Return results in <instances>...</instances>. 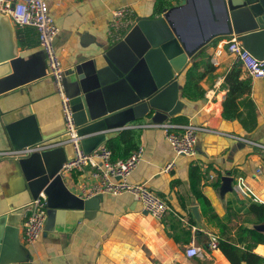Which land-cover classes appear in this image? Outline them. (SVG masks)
Returning <instances> with one entry per match:
<instances>
[{"label": "crops", "instance_id": "obj_1", "mask_svg": "<svg viewBox=\"0 0 264 264\" xmlns=\"http://www.w3.org/2000/svg\"><path fill=\"white\" fill-rule=\"evenodd\" d=\"M153 1L48 0L49 13L59 29L54 45L64 70L72 68L79 58L99 55L113 45L108 34L113 9L128 5L132 9L133 19L137 16L162 15L163 12L153 16ZM176 4L173 2V5ZM194 4V11L184 10L175 15L188 44L198 42L218 23L211 18L205 0H195ZM190 13L194 17L197 15L196 23L192 22ZM15 30L21 55L40 49L35 28L15 27ZM227 36L211 39L189 57L188 65L197 62L198 71L203 73L199 80L204 91L201 99L189 100L184 97L182 87L185 70L177 76L178 97L183 107L173 117H181L184 123L190 122L201 127L196 133V154L176 155L161 128L154 123H147L148 117L139 124L142 127L143 153L140 162L128 176V181L147 185L166 201L169 211L157 219L144 214L140 203L129 193L103 194L92 218H83L71 230H65L69 226L61 224L58 230L43 231L31 244L22 239L24 216L20 223V240L29 248L32 260L7 264H176L175 256L182 257L189 264H199L192 262L191 258L194 257L176 252L177 247H187L192 239L202 248L203 257L214 263L230 264L219 248H206L210 234L216 233L214 228L205 224L200 207L191 196L188 180L190 165L198 166L201 172L200 190L221 220L227 222L231 233L244 223L248 206L255 203L251 194L264 203V76L246 74L226 51L218 57L217 66L210 64L209 56L217 41ZM200 49L202 53H197ZM232 67L239 68V79L249 80L250 89L237 98L239 117L225 118L223 100L227 86L224 78ZM23 105H30L45 138H54L64 131L59 97L50 77L28 82L0 94V215L32 201L21 175L18 157L12 154L14 149L4 124V115ZM173 117L165 121H172ZM132 124L127 125L131 127ZM119 130L108 133L112 135ZM169 163H172L171 167L166 168ZM257 168L261 172L257 173ZM96 170L88 164L81 170L64 173L65 185L73 193L82 196V189L97 180L93 175ZM210 174L214 177L209 178ZM239 178L250 190L249 194H242L237 188ZM182 199L195 224L190 228L188 244L180 245L173 241L167 221H173V211L185 214L180 204ZM193 207L197 208L195 211L201 221L194 216ZM181 221L183 226H187L186 218H181ZM253 251L264 257V244H258Z\"/></svg>", "mask_w": 264, "mask_h": 264}, {"label": "water", "instance_id": "obj_2", "mask_svg": "<svg viewBox=\"0 0 264 264\" xmlns=\"http://www.w3.org/2000/svg\"><path fill=\"white\" fill-rule=\"evenodd\" d=\"M205 1L211 18L218 23L194 44L186 42L175 15L194 11L195 0H178L160 16L135 17L119 41L99 55L79 58L64 71L65 92L85 153L105 143L112 130L147 117V123L152 124L177 115L183 107L177 76L189 57L211 39L234 33L254 57H264V0ZM190 14L192 22L197 21V15ZM45 57L42 49L21 55L15 27L9 16L0 12V94L46 77ZM4 124L14 150L56 143L17 159L31 199L40 192L46 195L44 233L58 230L61 224L71 230L83 218H92L103 194L84 198L65 185L62 165L73 157L72 145L65 142L70 138L65 128L60 135L45 138L30 105L8 111ZM31 208L30 202L0 215V264L32 260L29 248L20 240V223ZM196 209L192 208L194 216L201 221ZM143 213L148 214L146 210ZM255 228L264 232V223Z\"/></svg>", "mask_w": 264, "mask_h": 264}, {"label": "built area", "instance_id": "obj_3", "mask_svg": "<svg viewBox=\"0 0 264 264\" xmlns=\"http://www.w3.org/2000/svg\"><path fill=\"white\" fill-rule=\"evenodd\" d=\"M0 12L7 14L15 27L30 26L37 31L38 45L46 55L45 73L54 84L55 93L60 101L65 132L70 134V138L65 142H70L73 148V157L62 165V175L81 170L83 166L90 164L97 169L93 172L97 180L82 189V197L88 198L97 194L118 195L129 193L148 214L157 219L163 217L169 211L166 201L147 185L128 181V176L141 160L142 145L126 158L115 161L111 159L110 149L104 144L99 145L89 153L82 150L80 146L81 136L76 133L71 104L65 92V70L54 45V39L59 29L49 13L48 0H0ZM133 20L132 9L128 5L119 6L111 11L108 30L111 44L121 39L122 34L132 24ZM224 51L233 56L235 64L246 74L252 77L264 76V57L262 59L254 57L242 46L236 34L231 33L217 41L209 56L210 64L217 66L219 64L218 57ZM154 125L161 128L164 138L176 155L194 156L196 154V133L201 129L200 126L190 122L178 123L169 120L154 123ZM55 145L56 143H37L20 150H13L12 154L19 158ZM262 147L264 148V145ZM171 165L172 163H169L166 168H170ZM256 171L259 173L261 169L257 168ZM213 177L214 175H209V178ZM236 186L242 194L250 193L241 178L237 180ZM251 195L255 203L262 202L256 195ZM31 203L32 208L25 214L21 224L22 239L27 244L35 242L44 231L47 211L46 195L40 192L37 198L32 199ZM206 248L209 250L218 248V237L216 235L210 234ZM202 251V248L192 239L186 247L185 255L187 257H197L202 255Z\"/></svg>", "mask_w": 264, "mask_h": 264}, {"label": "trees", "instance_id": "obj_4", "mask_svg": "<svg viewBox=\"0 0 264 264\" xmlns=\"http://www.w3.org/2000/svg\"><path fill=\"white\" fill-rule=\"evenodd\" d=\"M178 0H154L153 16L164 12ZM222 38V37H220ZM197 53H202V49ZM185 80L182 94L189 100H198L204 96V91L199 85L203 73L198 71V63L192 62L186 66ZM240 70L232 67L225 75L224 82L227 86L223 100V116L225 118H238L240 111L237 98L250 89L248 79H239ZM172 121L184 123L181 117H173ZM143 120L133 122V126L122 128L110 135L104 145L111 151V159H123L129 156L141 145L142 127L139 124ZM201 172L198 166L190 165L188 180L191 196L199 205L205 224L214 228L218 237V248L230 264H264V257L253 250L258 244H264V232L255 228V225L264 223V203H251L245 213L244 223L238 225L234 233H231L227 222L221 220L214 211L208 198L200 190ZM185 214L173 211L172 219H168L169 228L175 243L188 244L190 241V228L195 224L190 211L186 208L184 200H180ZM181 218L187 219V226L182 225ZM206 246V245H205Z\"/></svg>", "mask_w": 264, "mask_h": 264}, {"label": "rangeland", "instance_id": "obj_5", "mask_svg": "<svg viewBox=\"0 0 264 264\" xmlns=\"http://www.w3.org/2000/svg\"><path fill=\"white\" fill-rule=\"evenodd\" d=\"M176 252H179L180 254L184 256L186 254V246L179 247V248L177 247ZM191 260L192 262H198L199 264H219V263H214L213 260H209L208 258H205V256L203 257L202 255L191 258ZM175 261H176V264H189L182 257H178V256H175Z\"/></svg>", "mask_w": 264, "mask_h": 264}]
</instances>
